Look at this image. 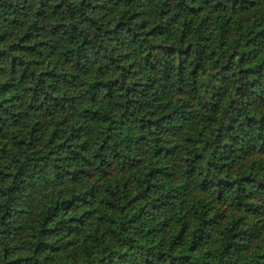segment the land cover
I'll return each mask as SVG.
<instances>
[{
	"label": "trees",
	"instance_id": "1",
	"mask_svg": "<svg viewBox=\"0 0 264 264\" xmlns=\"http://www.w3.org/2000/svg\"><path fill=\"white\" fill-rule=\"evenodd\" d=\"M0 264H264V0H0Z\"/></svg>",
	"mask_w": 264,
	"mask_h": 264
}]
</instances>
